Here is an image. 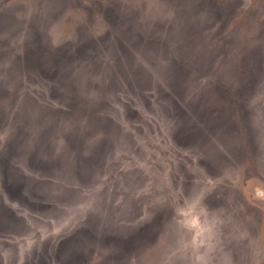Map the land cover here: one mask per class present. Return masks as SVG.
I'll return each instance as SVG.
<instances>
[{
  "label": "rangeland",
  "instance_id": "1",
  "mask_svg": "<svg viewBox=\"0 0 264 264\" xmlns=\"http://www.w3.org/2000/svg\"><path fill=\"white\" fill-rule=\"evenodd\" d=\"M0 264H264V0H0Z\"/></svg>",
  "mask_w": 264,
  "mask_h": 264
}]
</instances>
